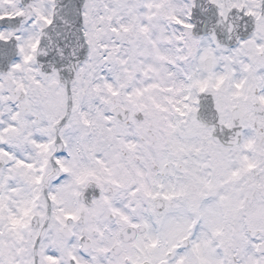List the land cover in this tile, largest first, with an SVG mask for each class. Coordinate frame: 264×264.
<instances>
[{"label":"snow or ice","instance_id":"6c2138e0","mask_svg":"<svg viewBox=\"0 0 264 264\" xmlns=\"http://www.w3.org/2000/svg\"><path fill=\"white\" fill-rule=\"evenodd\" d=\"M0 264H264V0H0Z\"/></svg>","mask_w":264,"mask_h":264}]
</instances>
